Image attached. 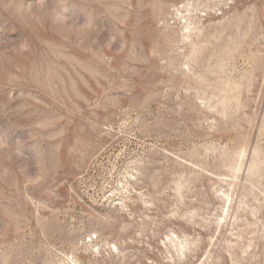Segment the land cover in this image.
I'll use <instances>...</instances> for the list:
<instances>
[{
	"label": "rangeland",
	"instance_id": "rangeland-1",
	"mask_svg": "<svg viewBox=\"0 0 264 264\" xmlns=\"http://www.w3.org/2000/svg\"><path fill=\"white\" fill-rule=\"evenodd\" d=\"M0 264H264V0H0Z\"/></svg>",
	"mask_w": 264,
	"mask_h": 264
}]
</instances>
